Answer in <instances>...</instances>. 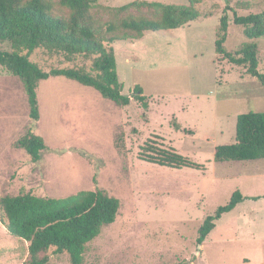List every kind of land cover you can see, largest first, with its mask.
<instances>
[{
  "label": "rangeland",
  "instance_id": "1",
  "mask_svg": "<svg viewBox=\"0 0 264 264\" xmlns=\"http://www.w3.org/2000/svg\"><path fill=\"white\" fill-rule=\"evenodd\" d=\"M47 2L54 15L70 18L71 10L60 0ZM151 2L193 6L201 15L177 29L147 31L139 38L133 31H107L108 22L158 18L159 8L146 4ZM263 11L264 0L94 3L87 23L98 38H122L110 45L123 92L141 86L148 109L136 99L117 105L92 87L58 76L39 83L40 119L33 120L22 81L0 65V197H65L99 187L118 198L115 221L88 244L83 264H264V159L217 162L214 157L216 146L235 141L239 114L264 111V85L216 52L220 18L225 12L229 16L224 47L234 51L250 41L233 22L234 13ZM255 41L264 73V37ZM0 49L11 45L0 41ZM30 59L45 70L84 66L92 72L91 59L82 55L68 58L39 48ZM30 127L47 146L38 162L17 146ZM154 136L206 164V170L139 159V146ZM237 190L248 198L223 214L198 244L204 219ZM1 218L0 212V264H26L29 243L11 235ZM54 249L48 251V264H70L67 252Z\"/></svg>",
  "mask_w": 264,
  "mask_h": 264
},
{
  "label": "trees",
  "instance_id": "2",
  "mask_svg": "<svg viewBox=\"0 0 264 264\" xmlns=\"http://www.w3.org/2000/svg\"><path fill=\"white\" fill-rule=\"evenodd\" d=\"M98 0H60L71 10L68 20L51 12L47 0H0V41L8 42L10 50L0 49V65L18 77L24 86L30 107V117L40 119L38 86L51 77L63 76L97 90L104 98L117 105H129L132 99L149 108L148 97L141 86L136 85L131 93L123 92L124 84L119 79L114 41L122 39L112 35L108 39L97 37L94 28L86 21L90 9ZM159 8L158 18L128 17L118 25L106 24L108 32L117 29L133 31L139 38L144 32H162L177 29L200 17L193 6H179L161 2L146 3ZM130 4L121 6L126 9ZM229 16L226 12L220 18L215 49L230 63L244 66L247 73L264 85V73L259 70V45L255 41L264 37V11L233 15V22L244 28L250 40L240 49L227 51L224 43L228 37ZM39 48L50 52H62L68 58L82 55L91 59L92 72L86 67H63L45 70L30 59ZM175 129L180 126L173 121ZM159 136L145 140L139 146V159L174 169L192 168L206 170V164L198 163L181 154L173 146L160 142ZM34 162L42 159L47 148L42 136L33 127L17 141ZM217 162L255 161L264 159V111H248L238 115L236 137L233 143L218 145L214 154ZM247 196L235 191L229 202L220 205L208 215L200 229L197 243L202 244L215 229L216 221L225 213L234 210ZM259 199L261 195L254 196ZM120 200L102 188L81 190L65 197L37 196L32 193L4 195L0 197L1 219L8 232L29 243V259L26 264H48V251L67 252L70 264H83L88 244L113 223L118 215ZM187 260L179 264H187Z\"/></svg>",
  "mask_w": 264,
  "mask_h": 264
}]
</instances>
